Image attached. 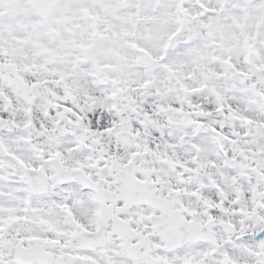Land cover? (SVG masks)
<instances>
[{"label": "snow or ice", "instance_id": "obj_1", "mask_svg": "<svg viewBox=\"0 0 264 264\" xmlns=\"http://www.w3.org/2000/svg\"><path fill=\"white\" fill-rule=\"evenodd\" d=\"M0 264H264V0H0Z\"/></svg>", "mask_w": 264, "mask_h": 264}]
</instances>
